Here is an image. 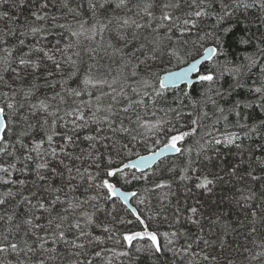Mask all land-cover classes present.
<instances>
[{
  "label": "snow or ice",
  "instance_id": "obj_1",
  "mask_svg": "<svg viewBox=\"0 0 264 264\" xmlns=\"http://www.w3.org/2000/svg\"><path fill=\"white\" fill-rule=\"evenodd\" d=\"M142 262L264 264V0H0V264Z\"/></svg>",
  "mask_w": 264,
  "mask_h": 264
},
{
  "label": "trees",
  "instance_id": "obj_2",
  "mask_svg": "<svg viewBox=\"0 0 264 264\" xmlns=\"http://www.w3.org/2000/svg\"><path fill=\"white\" fill-rule=\"evenodd\" d=\"M208 23H212V21H208ZM28 39L31 40L32 38L29 37ZM226 40H227L228 44L232 45V47L230 48V52H236L237 55H239L235 45L232 42V38L228 37V38H226ZM170 69H173V68H170ZM181 86H183V85H181ZM199 90H200V86L198 84L195 85L193 95H196L199 92ZM186 143H191V141L189 140ZM136 150L139 151L140 154L149 152L144 147H138ZM220 150L222 153H225V154H227L229 152L228 149H225L222 146H220ZM209 154H213V153L210 152ZM225 158L231 159L232 157L230 155H227L226 157L225 156L217 157L214 155V163L218 164L222 159H225ZM172 162H175L177 164L182 165L183 164V158L180 157L179 154H176L173 156H168L159 162L160 168L163 169V168L169 166ZM156 165L153 166V168H155ZM209 169L211 171H219L218 168H215L212 165H209ZM148 171H151V169H149ZM189 175L191 177V179L189 181L180 182L179 180H177L176 183L173 185V190L176 193V196L173 197V200L175 201L178 198L181 202L186 201L188 203V205H193V204H195V202L197 200H199L204 205L206 212L211 211L214 207V202L217 201L219 199V197L225 193L226 186H218L217 189L214 191V193H205V192H203V190L197 189L195 187V184L198 182L197 177L199 175H201V173L200 172H195V173L190 172ZM165 176H167V173H165ZM141 187H142V185L133 184V185L123 186V189L138 191ZM186 189H190V191H186ZM132 201L135 204L134 198L132 199ZM135 206H136V204H135ZM121 215H124L127 220L131 221V223L119 226L120 231H122V232H135V231H142L143 230L142 226L136 222L135 218L130 213L121 212ZM148 223H149V227L151 230L159 231L161 234L163 232L169 230L168 224L161 222L159 220H157L156 222H148ZM161 240H162V236H161ZM142 264H143V262H142Z\"/></svg>",
  "mask_w": 264,
  "mask_h": 264
},
{
  "label": "water",
  "instance_id": "obj_3",
  "mask_svg": "<svg viewBox=\"0 0 264 264\" xmlns=\"http://www.w3.org/2000/svg\"><path fill=\"white\" fill-rule=\"evenodd\" d=\"M170 70H179V69H178V68H173V69H170ZM149 154H150L149 152H146V153H143V154H141V155H149ZM173 155H176V153H168V154H166L165 157L160 158V161H161L162 159L168 157V156H173ZM160 161H159V162H160ZM156 164H157V162L154 161L152 167L155 166ZM146 170H149V169H146ZM122 190H123V191H128V192H131V191H132V190H127V189H123V188H122ZM132 199H133V198H132ZM132 199H130L129 202H130V204H132L133 207H136L135 204L133 203Z\"/></svg>",
  "mask_w": 264,
  "mask_h": 264
}]
</instances>
